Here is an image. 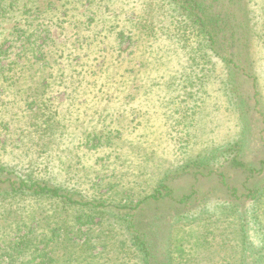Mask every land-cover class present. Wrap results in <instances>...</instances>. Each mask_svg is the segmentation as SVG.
Here are the masks:
<instances>
[{
  "label": "rangeland",
  "instance_id": "1",
  "mask_svg": "<svg viewBox=\"0 0 264 264\" xmlns=\"http://www.w3.org/2000/svg\"><path fill=\"white\" fill-rule=\"evenodd\" d=\"M201 2L219 18L216 51L193 27L181 29L184 18L168 0H0V166L85 201L142 200L135 226L143 236L157 229L161 264H240L242 211L230 190L243 196L264 186V0ZM143 15L156 33L149 41L136 25ZM118 28L129 39L120 41ZM36 98L45 128L33 126ZM239 136L238 159L257 170L250 181L219 154ZM161 182L171 194L148 198ZM42 201L0 200V264L31 258L9 256L7 246L24 233L10 224L28 215L52 222L39 233L66 219L78 243L69 264H142L108 211L55 205L52 218L54 202ZM234 201L236 220L226 217ZM88 238L90 253L79 249Z\"/></svg>",
  "mask_w": 264,
  "mask_h": 264
},
{
  "label": "trees",
  "instance_id": "2",
  "mask_svg": "<svg viewBox=\"0 0 264 264\" xmlns=\"http://www.w3.org/2000/svg\"><path fill=\"white\" fill-rule=\"evenodd\" d=\"M108 1L110 2V0ZM168 1L170 2V4L176 7L178 13L182 15V18H184V20L182 21L183 23H180V27L182 30L184 29V31L187 32L188 28L193 27L197 33V36L202 34L201 37L204 39V41L206 42V46L209 47L211 51H216L218 48H220L221 43L218 42V34L221 32V28L218 24L219 18L218 16L215 19L210 18L212 15L208 16L206 14L207 10H203L201 0ZM1 10L6 11L3 10L2 4L0 3V20L5 17V13H3ZM142 11L146 12L147 8ZM142 19L143 21L136 23V25H142L144 27L143 35L146 39H148L147 41H149L150 37H156L153 35V33H156L153 32L154 30L150 28V24L147 23L146 19H144V15L142 16ZM184 21L187 23H184ZM115 33H117L116 36L120 39V41L129 39L126 32L121 28H118L117 32ZM25 42H27V40L23 42L24 46ZM25 49L28 50L27 47H25ZM228 91L229 93H231V90ZM30 103L38 105V107L36 106L37 109L35 110V112H32L35 117L40 118V120H35V124L33 123L34 128L47 127L49 125L50 120L46 119V115L43 113L44 110L46 112V109L43 108L42 111V106L39 107V102L37 101V98L35 100L32 99ZM244 140L245 138L243 136H239L237 140H235L231 145L226 148V150L219 154L225 156L228 155L229 161L231 163L230 166L232 168L247 170L250 173L248 179L250 181L254 174H256L257 170H259V173L262 170L264 171V161H261L262 166L256 170V167L251 168L247 166V164L244 163L243 159H238L239 156H241V143L242 141L244 142ZM213 157H215L214 154L210 155L205 159L200 158L201 160L193 163L198 165H200V163H210L212 160L216 159H213ZM247 189L248 191L243 196H236L239 192L235 188H231L230 190L231 194L235 197V199H238L239 207L242 211L240 217L237 216L240 222V233L242 235L243 247L240 264H264V225L259 220L256 213V203L257 200H259L258 198L261 195H264V186L261 189H257L254 191H251V189L249 188ZM170 194L171 191H169L167 184L161 182L148 198L156 200L164 198V196ZM75 195L76 194L72 191L50 185L46 182L34 179V177L32 176H25L13 168L0 166V200L19 201L23 199L29 201L33 200L35 202L38 200L40 202H43L42 200H48L49 203L47 204L51 203L50 208L54 202L52 208L54 211L51 210L50 212L52 218H56L57 216L56 211L58 208H54L55 205L56 207L62 206L64 212L65 209L68 212V210H71V208L76 210L75 208L81 206H88L93 209H99L101 212L108 211L106 213H111V215L116 219V221L124 226L127 235L126 242L129 243V246L132 248V250H134L136 253L138 252L141 259V263L161 264L158 262L157 253L153 251V249H155L156 240L159 238L158 232L156 231L157 229L153 230V235L149 233L147 236H143L135 226L137 218L136 210L143 203L142 200L137 202L135 205L105 204L101 202L95 203L92 201H85L80 196L76 197ZM148 198L146 197V199ZM190 198V195L185 196L181 199V202L183 204H188ZM243 198H251L254 201H252L249 206H244L246 201L241 200ZM236 202L237 201H234L229 207V214L226 215V217L229 219H237L234 214L236 213L235 210L237 208ZM225 213L227 212H222V214ZM37 217L38 215H28L25 216V218L19 219L17 222L15 220L12 224H10L11 230H13L14 228H17L19 230L24 229V233L21 237H19L18 241H15L13 243L9 242V244H7L9 248L13 249L10 250L8 255L13 256L14 251L16 250L18 251V256L24 255L29 252L31 258L29 259V261L23 262L24 264H69L68 259L71 258L72 255L78 249V243L74 242L69 237L71 229L66 219L61 221L59 227H61L62 232L57 237L55 232L57 231L56 228L59 229L58 226L55 228V230L52 229L46 232L42 231L39 233L38 230L40 229L41 225H51L52 222L48 223V221L46 220L34 222V219H36ZM90 241L91 238H88L83 244H79V249H83L85 252H89L91 248ZM1 243L5 244L7 242L4 239L0 238V244ZM60 247L63 248V252L60 256L62 260L60 258L58 260L55 257ZM88 257L94 258L95 256L92 254H88ZM10 263L15 264L16 259H13Z\"/></svg>",
  "mask_w": 264,
  "mask_h": 264
}]
</instances>
